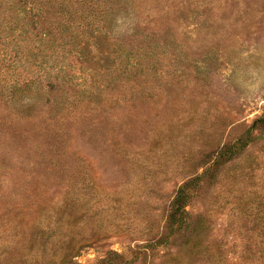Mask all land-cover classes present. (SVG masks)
<instances>
[{"label": "rangeland", "instance_id": "374dc122", "mask_svg": "<svg viewBox=\"0 0 264 264\" xmlns=\"http://www.w3.org/2000/svg\"><path fill=\"white\" fill-rule=\"evenodd\" d=\"M258 119L264 0H0V264H264Z\"/></svg>", "mask_w": 264, "mask_h": 264}, {"label": "trees", "instance_id": "16d2710c", "mask_svg": "<svg viewBox=\"0 0 264 264\" xmlns=\"http://www.w3.org/2000/svg\"><path fill=\"white\" fill-rule=\"evenodd\" d=\"M64 15L69 14V11H65V9H62V12ZM61 38H63L61 36ZM42 40V38H41ZM40 40V41H41ZM65 45L64 43H61L58 46H63ZM57 46V45H56ZM259 125H264V119H258L255 123V127L259 126ZM247 139L244 141H239L236 144L230 146L227 150H224V152H222L219 156L220 157H229V156H233L236 151L238 150V148L243 147L244 144H246ZM218 159V158H217ZM200 178L196 177L193 178L189 181H187L186 183H184V185L178 190L173 202H172V214L171 216H176V221L177 222V230L175 231H180L181 229H187L189 228V222L186 220L185 217H187L188 212L185 210L187 204L191 201V199L193 198L194 195V190L195 188H197V185L199 183ZM174 222V220L172 221ZM195 236H197L196 234H194ZM195 236H190V238L188 239L187 245H188V249L191 252H196L197 249H199L200 243L201 242H197L196 241V237Z\"/></svg>", "mask_w": 264, "mask_h": 264}]
</instances>
